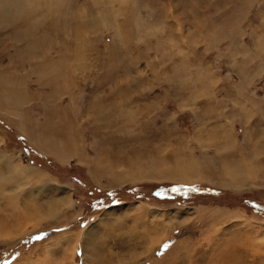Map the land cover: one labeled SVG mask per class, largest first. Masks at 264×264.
I'll return each mask as SVG.
<instances>
[{
	"label": "rangeland",
	"instance_id": "rangeland-1",
	"mask_svg": "<svg viewBox=\"0 0 264 264\" xmlns=\"http://www.w3.org/2000/svg\"><path fill=\"white\" fill-rule=\"evenodd\" d=\"M38 1L0 0V264H264V0Z\"/></svg>",
	"mask_w": 264,
	"mask_h": 264
},
{
	"label": "bare ground",
	"instance_id": "bare-ground-1",
	"mask_svg": "<svg viewBox=\"0 0 264 264\" xmlns=\"http://www.w3.org/2000/svg\"><path fill=\"white\" fill-rule=\"evenodd\" d=\"M22 1L27 6L28 5L33 6L34 3H35V6H36V4L39 3V1L38 2H34V0H22ZM19 20H21V19H19ZM246 51H248V49H246ZM118 106H116L117 110L114 109L115 107L113 108V106H112L110 111H107L108 113L103 114L102 117L105 118L106 120L108 118L110 119L111 118L110 117L111 114H109V112H111V113L114 112L115 113V112H118V111L120 112L121 111V109ZM103 107H105V106H103ZM97 110H99V109H97ZM107 110H109V109H107ZM98 112L103 113L104 111H98ZM116 115H117V113H116ZM116 115L114 117H116ZM228 155H229V153H228ZM240 155H241V153H240ZM258 156H259L258 154L254 155V157H255L254 158L255 159V166H256L257 172L261 171L264 168V165H263L264 163L262 164V160L260 161L258 159L259 158ZM239 157H240L239 159H241V156H239ZM234 159H237V158H233V156H231V157L228 156L227 157L226 154L223 155V156H220V159H219V161H220L219 162L220 163L219 169H220V172H221L220 176L216 175L214 171L203 172L200 169V167L202 168V166H199L198 163L193 162V161H191L189 159L188 160L189 164L186 165L185 167H182V168H171V170L169 169L170 171L166 172V176H164V175H162L160 173V174L156 175L155 177L160 179V180H163L165 178L169 179V180L177 179V181L179 183L180 182H184V183H193L194 182L195 183V181H197L199 179H203L204 180V178H205V179H207V180H209L211 182H215L217 184H225V185H228L229 187H234V188L243 187V185L246 184V182L248 180L247 177H251L252 174H253L252 173L253 170H254L253 166H251V168L249 169V166L253 164V160L250 161V163H248V162H246L244 160L243 157H242L241 161L239 159H238L239 161L234 160ZM113 164L118 168L120 165H122V162L121 163L113 162ZM155 165H156L155 163L154 164L152 163L149 166V171H146V168H144V169H140L137 172L136 171H134V172L125 171V172H123V174L111 173V176H112L113 179H115L117 181H122V180L127 179V178L132 179V180L144 179V178L150 177L148 174H149V172H151V171L153 172L154 171ZM258 167H260V169H258ZM261 174L263 175V178H264V171H262ZM238 179H239V182L238 181L236 182V180H238ZM261 179H262V177H261ZM243 223L248 228L252 227L250 225L251 223H249V222H243Z\"/></svg>",
	"mask_w": 264,
	"mask_h": 264
}]
</instances>
